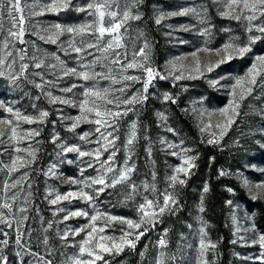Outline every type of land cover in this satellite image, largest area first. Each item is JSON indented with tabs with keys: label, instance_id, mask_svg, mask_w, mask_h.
<instances>
[{
	"label": "rangeland",
	"instance_id": "obj_1",
	"mask_svg": "<svg viewBox=\"0 0 264 264\" xmlns=\"http://www.w3.org/2000/svg\"><path fill=\"white\" fill-rule=\"evenodd\" d=\"M88 0H73L77 7L86 5ZM184 6H195L197 8L206 9L207 23L201 24L197 18L188 16H177L165 19L160 25L154 22V12L157 9L161 10H176ZM223 7L214 2V0H143L138 7L133 6L132 11H139L141 14L140 20H129V33L125 37L127 45L128 57L131 58L132 49L143 46L144 40L147 39L151 44L150 60L154 69L159 72L167 74L166 64L170 60H175L177 57H185L183 60H176L177 69L173 70L174 74L184 72V78L179 81H173L171 76L166 80L156 78L153 80V86L149 88L148 99L142 105H136L137 111L130 112L128 116L121 121L120 139L117 140V145L120 150L117 152L116 161L123 165L125 159V152L123 151V143L125 134L128 130V125L135 120L138 124L139 139L135 145V151L132 155V162L135 163V171L131 174V180L139 186V190L144 195H149L144 191V184H152V173H156L155 184L160 193H163L168 188V181L166 176L172 172V165H179L178 157L168 154L171 150H165V146L161 145L160 139L165 138L169 142L179 143L184 141L185 146L193 149V153L198 158L195 161L196 167L191 170V175L183 177L186 180L184 185H176L175 196L178 204L175 206V213L165 212L158 217L159 222L154 228H151L144 236H142L141 244L136 245L133 250L125 247L122 252L117 255H107L104 258L110 261L111 264H155V258L158 255V248L154 244V239L157 236L164 235L167 229L166 241L167 246L164 249L169 254H175L177 257L176 264H202L203 259L214 261L217 264V251L215 255L209 251L205 257L201 258L199 254V229L202 226L201 221L204 222L207 233L206 239L211 240L217 244L219 233L217 226L223 223V226L229 231V245H230V264H254L253 261L242 259L241 257H254L259 254V247L245 246L242 242L232 243L236 239L237 227L241 228L239 235L251 237V231L245 232L244 228L255 224L257 232H264V224L258 218L256 207L250 206L242 198V191L251 201H259L264 209V188H258L255 185L264 184V117L257 113L264 108V90L256 87L255 91L241 103L239 109V116L235 118V122L228 128L223 137L219 136V129L212 127L208 128L204 133H201L199 125L201 121L204 123L211 122L215 125L217 122L223 124L225 122L224 116L219 114V109L227 106L231 99L230 88L221 87L219 85L213 86L210 83L212 80L220 79V83L228 85L234 83L230 77L244 75L250 67L255 56L264 55V39L257 41L252 45L253 51L243 58H233L215 68L212 72L204 71L203 75H198L195 71L191 73V78L188 72V67L195 68V60L191 53L197 52V57L202 64H216L224 55L223 52L217 54L215 52H199L200 48L207 47L210 49H219L228 41L230 37H239L241 41L247 40V32L245 25L247 21H237L222 17L220 12ZM151 18V22L149 18ZM92 19L85 12L76 11L71 8L61 11L59 14L45 12L43 16L33 17V23L48 25L54 22L62 24H80ZM253 23L259 24L261 20H256ZM205 27L209 29V34L201 36L200 31ZM253 35H260V33L253 30ZM67 47L66 41L68 36L61 37ZM25 40L28 41L26 45H17L18 48H26L28 52V62L30 65L33 61L30 59L32 55L38 57L47 56V63L55 64L56 61L52 59L53 55H58L65 61L68 66L76 67L75 53L65 55L62 47L59 44L45 43L39 40L32 34H26ZM79 37H77V42ZM123 52V49H121ZM89 60L92 57H88ZM137 59H140L137 57ZM10 62V61H9ZM19 61L15 64V70H19ZM179 65H183L180 68ZM7 73V70H4ZM55 71V70H53ZM35 72L44 73L47 80H56V77L49 75V69L41 68L35 69L30 67L28 69V78H21L17 85L7 77V74L0 76V101L5 103L12 102L14 107L25 111L28 114L37 115V111L33 109L35 104L37 109L49 111L50 115L46 119L45 124H22V127L27 128H41V135L35 137L32 141L33 147L38 149L35 163L31 166L20 169L13 174V179L18 178L22 173H28V179L21 182V186L16 189H11L7 196L3 189V184L9 180L6 171H0V203L7 200L8 203H13L10 199L13 193L18 194L15 205L18 207H26L28 219L21 224V231L31 232V250L44 256L46 260H52L53 264H64L65 258L72 256L78 252V242L83 236L82 232L79 236L73 237L69 232L67 240H61V236L69 229H76L88 223L84 217H72L68 220H63L64 212L57 211L58 208L64 207L72 210L85 209L92 212V208L80 199H75L71 203L63 201L57 205H52L49 200L54 198L55 192L52 196H48L50 187L55 188L56 192L65 193L71 188L76 190L77 186L71 185L65 177L82 178L80 174V167L82 161L91 159L84 157L77 159L76 153H67L64 156H57L60 151L59 148L50 142L52 134L58 133L59 136L68 144H77L84 150H91L96 147L95 144H88L79 140L78 134L93 130L96 126L89 123H81L74 132L68 131L65 124H70L72 121L65 120L61 122L58 119L63 115L76 116L79 110L76 107H70L62 104H50L48 99L43 96L40 90L36 89L29 81L40 82L38 76L33 75ZM131 74L143 75L142 71L129 70ZM62 75L61 73H57ZM223 77V79H221ZM259 79V78H258ZM72 83L83 84L72 78H64L57 80L53 85H45V88L52 91L53 95H64L59 92V87H66ZM108 81H101V86H108ZM117 85L116 87H118ZM141 84H135L130 90L135 91L141 88ZM82 89H74V92L79 93ZM167 92L176 99V103L166 102L163 100V94ZM72 96L71 93L67 94ZM40 99L36 100L35 97ZM79 99L80 97H76ZM177 111H182L193 124L192 131L187 130L182 126L181 120ZM213 113L211 116L205 114L203 117L199 115L200 112ZM157 113H164L167 116L166 121H161ZM0 109V119L8 117ZM55 122V127L53 126ZM6 127V126H5ZM167 127H171L178 135L166 131ZM216 132L215 144H208L207 140L212 138L210 133ZM147 136L149 139H144ZM7 139V137H5ZM40 141V143H35ZM203 141V142H202ZM259 142V143H258ZM27 146L24 142L21 145ZM151 147V157H149L147 149ZM8 148L7 144L0 145V151ZM225 151L222 165H220L215 172H213L214 180L219 187L220 195H222L224 206L218 204L217 195L210 190L208 168L212 157L208 159V166L200 170L197 165V160L205 153L212 155L213 151ZM9 152L11 148L5 151L0 160L9 162ZM13 155L16 153L12 152ZM25 155V153H20ZM108 153H104L101 159H106ZM61 160L63 162H61ZM68 160H73L75 163L69 164ZM203 162V159H201ZM57 165L56 176H46L44 173L48 171L51 164ZM249 165H253L249 166ZM98 167V165H97ZM223 169L230 175L220 176L219 172ZM243 173V177L251 182V193L248 187L243 183L236 173ZM98 173L93 168H86L84 176H96ZM11 183V180H9ZM30 185V186H29ZM207 185L209 191L203 192L204 186ZM234 185L239 190L234 188ZM94 187H100L95 185ZM231 188L233 191L229 192ZM172 191V189H168ZM87 191H91L87 189ZM127 189L118 185L116 188H108L103 192L99 199L95 201L96 207L101 212H106L118 217H126L138 220L137 205L142 202L141 197L137 196L134 201H124V194ZM203 197V201L201 198ZM255 197V198H253ZM162 202V196L159 197ZM231 200L232 205L227 202ZM201 203H203L204 211H199ZM151 211V209H148ZM7 211V210H5ZM19 216L20 214L17 213ZM51 223V228L48 227ZM103 225V219L98 221ZM123 227H127L124 225ZM16 224L13 222V227L8 228L0 224V239H8L9 246L4 249L3 255L7 257L8 264H20L19 258L15 255L18 250L15 245ZM121 225L116 223L115 230L107 229L108 235L120 237ZM45 229L47 231L45 232ZM8 233L4 236L3 233ZM48 237V245H44L42 240L44 236ZM25 242H29V237L25 235ZM147 246V247H146ZM49 252L52 254L50 255ZM144 252L142 258L140 253ZM239 254L237 256L236 254ZM34 259L30 256H25V260ZM103 264V261L97 262Z\"/></svg>",
	"mask_w": 264,
	"mask_h": 264
},
{
	"label": "snow or ice",
	"instance_id": "obj_2",
	"mask_svg": "<svg viewBox=\"0 0 264 264\" xmlns=\"http://www.w3.org/2000/svg\"><path fill=\"white\" fill-rule=\"evenodd\" d=\"M215 3L221 5L223 10L220 12L222 17L234 19L237 21H247L245 31L247 32V40L241 41L239 37H230L219 49H210L203 47L198 49L199 52H215L217 54L223 52L224 55L216 64H202L197 57V52L191 53L195 60V68L188 67V72L195 71L198 75H203L204 71L212 72L215 68L220 67L221 64L230 61L233 58H243L253 51L252 45L257 41L264 39V0H214ZM143 0H88L86 5L77 7L73 0H0V76L7 74V77L17 85V82L23 77L28 78V69L34 67L35 69L47 68L49 75L56 77V80H47L44 73L35 72L33 75L40 78V82L29 81L34 87L40 90L41 94L48 99L50 104H62L70 107H76L79 114L72 117L59 116L61 122L65 120L72 121L70 124H65L68 131L74 132L81 123L93 124L96 127L93 130L78 134V138L88 144H95L96 147L91 150H84L77 144H68L62 140L58 133H53L50 142L59 148L57 156H64L67 153H76L77 159L90 157L87 161H82L80 167V179L76 177H65L71 185L77 186L73 191L71 188L65 193L56 192L55 188L50 187L46 199L53 195L54 198L49 200L52 205H57L60 202L68 201L71 203L75 199H80L92 208V212L85 209H69L58 208L57 211L64 212L63 220H68L72 217H84L88 223L76 229L67 230L60 238L67 240L69 232L73 237L79 236L82 232L84 236L76 242L78 244V252L72 256L65 258L64 264H97L103 261V264H111L110 261L105 260L104 256L117 255L124 250L125 247L135 249L137 242L144 236L151 228H154L159 222L158 217L165 214V212L175 213L178 201L175 196L176 185H184L186 180L183 177L191 175V170L196 167L195 161L198 158L193 153V149L185 146L184 141L178 144L169 142L165 138L160 139L161 145L165 146V150H171L168 154L178 157L179 165H172V172L166 176L168 181V188L163 193H160L156 187V173H152V184H144L145 192L149 195H144L140 192L139 186L131 180V174L135 171V163L132 162V155L135 151V145L138 142V124L133 120L128 125V130L125 134L123 143V151L125 152V159L123 165L116 161L117 152L120 147L117 145V140L120 139L121 121L128 116L130 112L137 111L136 105H142L148 99V91L153 86V80L159 78L166 80L171 76L173 81H179L184 78V72L174 74L173 70L177 69L176 60H183L185 57H177L175 60H170L166 64L167 74L157 71L153 68L150 60L151 44L147 39L144 40L143 46L132 49L131 58L128 57L127 45L125 37L129 33V20H140L141 14L139 11L133 12V6L138 7ZM75 8L76 11L85 12L92 19L80 24H62L54 22L48 25L33 23V17L43 16L45 12L59 14ZM192 15L197 18L201 24L207 23L206 9L197 8L195 6H184L176 10H161L157 9L154 12V22L160 25L162 21L171 17H183ZM261 20V23H253L256 20ZM260 33V35H253V30ZM26 34H32L39 40L45 43L59 44L62 47L65 55L75 53L76 67L68 66L60 56L53 55L52 59L56 61L55 64L47 63L48 57L43 58L32 55L30 59L33 63L30 65L26 60L28 52L26 48H18L17 45H26L28 41L25 40ZM209 34V29L205 27L200 31L201 36ZM67 35V47H63L65 41L61 37ZM77 37L79 41L77 42ZM123 49V52L121 51ZM88 57H92L91 60ZM139 57L140 59H137ZM19 63V70H15L14 66ZM10 61V62H9ZM183 68V65H179ZM7 70L5 73L4 70ZM142 71L143 75L131 74L129 70ZM55 70V71H53ZM61 73L62 75H58ZM83 81V84L72 83L66 87H59V92L64 95H53L52 91L45 88V85H53L57 80L64 78H72ZM198 78V77H191ZM259 78V79H258ZM223 79V77H221ZM234 83L223 85L220 79L210 81L213 86H221L230 88L229 95L231 99L227 106L220 108L219 114L224 116L225 122L221 124L217 122L212 125L209 121L204 123L201 121L199 125L201 133H204L208 128L215 127L219 129V136L227 132L228 128L235 122V118L239 116V109L241 103L247 99L255 91L256 87L264 90V55L255 56L250 67L246 73L241 76L230 77ZM101 81H108V86H101ZM141 84L142 87L135 91L130 90L135 84ZM119 85L118 87H116ZM80 88L81 92L76 93L74 89ZM71 93L72 96L67 94ZM80 97L77 99L76 97ZM39 100L40 97H35ZM163 100L171 103H176V99L169 93L163 94ZM33 109L37 111V115L28 114L25 111L14 107L12 102L5 103L0 101V109L8 113V117L0 119V145L7 144L8 148L12 149L13 155L9 152V162L0 160V171H6V174L11 180H6L3 184L5 195L11 189H16L21 186V182L28 179V173H22L18 178L13 179V174L25 167L31 166L35 163L37 158V151L33 147L32 141L35 137L41 135L42 129L37 128H23L22 124H45L47 117L50 115L49 111L37 109L36 105H32ZM205 114L211 116L213 113L200 112L199 115L203 117ZM264 117V108L257 113ZM161 121H166L167 116L164 113H157ZM6 126V127H5ZM55 127V122H53ZM166 131L173 135H178L171 127H167ZM212 138L207 140L208 144H215L217 133H210ZM7 137V139H5ZM144 139H149L147 136ZM26 142L27 146H21ZM203 142V141H202ZM40 143V141H35ZM259 143V142H258ZM264 147V145H261ZM8 148L0 151V156L3 155ZM149 157H151V147L147 149ZM25 153V155H20ZM104 153H108L106 159H101ZM61 162H63L61 160ZM69 164L75 163L73 160H68ZM98 165V167H97ZM254 167L253 165H249ZM86 168H93L98 174L96 176H84ZM264 171V169H260ZM46 176L57 175V165L51 164L48 171L44 173ZM231 173L220 170L219 175H230ZM236 175L243 180V183L248 187L251 193V182L243 177V173L237 172ZM100 185V187H94ZM122 185L127 191L124 194V201H134L137 196L141 197L142 202L137 205L138 220L126 217H118L106 212H101L95 205V201L99 199L100 195L108 188H116ZM30 186V185H29ZM258 188H264V184L255 185ZM90 189L91 191H87ZM168 189H172L169 191ZM209 191L208 186L205 185L203 192ZM229 192L233 190L228 189ZM162 196V202L159 197ZM18 194L13 193L10 199L13 203H8L5 200L0 203V224L12 228L13 222L16 224L15 245L17 251L15 255L19 258L20 264H53L52 260H46L44 256L31 250V232L21 231V224L28 219L26 207H18L15 201ZM255 198V197H253ZM203 201V197L201 198ZM232 205L233 202H227ZM148 209H151L149 211ZM7 210V211H5ZM199 211H204L203 203H201ZM17 213L20 215L18 216ZM104 221L103 225L98 221ZM116 223L121 225L120 231L122 235L116 237L107 234V229L115 230ZM202 226L199 229V254L203 258L211 251L215 255L217 244L211 240H207L204 222L201 221ZM126 225L127 227H123ZM51 228V223L48 225ZM2 231V230H0ZM47 229H45V232ZM165 229L164 235L158 240L157 244L158 255L155 258V264H176L177 257L175 254H169L164 249L167 246ZM241 228L238 226L236 239L232 243L242 242L245 246L259 247V254L254 257H241L254 262V264H264V232H257L255 224L249 225L243 231H251V237L241 236L239 232ZM6 237L8 233H3ZM29 237V242H25L24 237ZM42 243L48 245V237L45 235ZM9 246L8 239H0V264H8L7 257L3 255L4 249ZM147 247V246H146ZM51 255L52 253L49 252ZM30 256L34 259L25 260V256ZM143 258L145 253H140ZM239 256V254H236ZM202 264H215L214 261L203 259Z\"/></svg>",
	"mask_w": 264,
	"mask_h": 264
},
{
	"label": "trees",
	"instance_id": "obj_3",
	"mask_svg": "<svg viewBox=\"0 0 264 264\" xmlns=\"http://www.w3.org/2000/svg\"><path fill=\"white\" fill-rule=\"evenodd\" d=\"M147 15V14H146ZM148 17V15H147ZM150 22L151 18L148 17ZM179 115V119L181 120L182 126L186 128L189 131H192L194 129L192 122L190 119L182 113V111H177ZM225 155V151H213L212 155L208 154V152L205 153V156L199 158L197 160V165L199 166L200 170L202 171L203 168H206L208 166V159L212 157V161L209 163L208 168V174H209V185H210V190L214 195H217V200L219 206L223 207V199L222 195H220V189L217 185V182L214 180L213 177V172L222 165L223 162V156ZM201 159H203V162H201ZM234 188L236 190H239L236 185H234ZM242 194V198L244 199L245 202H247L250 206L256 207L257 210V215L262 224H264V209L262 205L259 203V201H251L248 198H246L244 193L240 191ZM217 231L219 233V237L217 240V264H230V245H229V231L223 226V223H219L217 226ZM141 244V243H140Z\"/></svg>",
	"mask_w": 264,
	"mask_h": 264
},
{
	"label": "built area",
	"instance_id": "obj_4",
	"mask_svg": "<svg viewBox=\"0 0 264 264\" xmlns=\"http://www.w3.org/2000/svg\"><path fill=\"white\" fill-rule=\"evenodd\" d=\"M160 238H161V236H157V237L154 239V244H155V246H157V247H159L158 244H157V242H158V240H159ZM141 239H142V237H141ZM141 239L137 242L136 245H138V244L141 242ZM130 264H133V263H130Z\"/></svg>",
	"mask_w": 264,
	"mask_h": 264
}]
</instances>
